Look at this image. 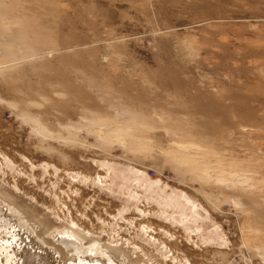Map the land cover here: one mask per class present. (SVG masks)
Masks as SVG:
<instances>
[{"label": "rangeland", "instance_id": "rangeland-1", "mask_svg": "<svg viewBox=\"0 0 264 264\" xmlns=\"http://www.w3.org/2000/svg\"><path fill=\"white\" fill-rule=\"evenodd\" d=\"M0 236L264 264V0H0Z\"/></svg>", "mask_w": 264, "mask_h": 264}, {"label": "bare ground", "instance_id": "bare-ground-1", "mask_svg": "<svg viewBox=\"0 0 264 264\" xmlns=\"http://www.w3.org/2000/svg\"><path fill=\"white\" fill-rule=\"evenodd\" d=\"M21 218V217H20ZM22 221V220H21ZM23 225H24V223H23ZM4 226V225H3ZM2 227V226H1ZM6 227V226H5ZM24 229V228H23ZM26 229H27V227H26ZM9 230V229H8ZM30 231V230H29ZM57 231V230H56ZM64 231V230H63ZM9 231H7V233H8ZM2 233H4V232H2ZM70 234H71V232H70ZM60 235V234H59ZM4 236V235H3ZM1 237V236H0ZM74 238H77V237H74ZM10 240V239H9ZM26 240V239H25ZM3 241H5V240H3ZM11 241H13V239L11 240ZM76 241H77V239H76ZM25 242V241H24ZM73 242V241H72ZM79 243H80V241H79ZM92 243V242H91ZM59 244V243H58ZM77 244V243H76ZM59 245H61V244H59ZM80 245V244H79ZM86 245V244H85ZM28 246H29V244H28ZM31 246V245H30ZM91 246V245H90ZM93 246V245H92ZM95 246H96V244H95ZM84 247V246H83ZM16 248V247H15ZM78 248V247H77ZM93 248H94V246H93ZM67 249V248H66ZM91 249H92V247H91ZM98 249V248H97ZM6 250V249H5ZM68 250H70V249H68ZM94 250V249H93ZM29 251H30V249H29ZM99 251V250H98ZM12 252V254L14 255L13 256V258H17V259H19V262H20V264H43L44 263V259H42L41 257L38 259V258H34V257H32V252L31 253H29V252H25L24 254H22V253H20V252H17V251H15V250H13V251H11ZM93 252H95V251H93ZM67 253V252H66ZM101 253V252H100ZM95 254H98V253H96L95 252ZM34 255H36V254H34ZM69 255V254H68ZM99 255V254H98ZM6 256V255H5ZM93 256V255H92ZM8 257V256H7ZM88 257H90L89 255H88ZM104 257V256H103ZM71 258V257H70ZM86 258V257H85ZM93 258H94V256H93ZM95 258H96V256H95ZM89 259V258H88ZM92 259V258H91ZM108 259V258H107ZM87 260V259H86ZM76 261V260H75ZM67 263H69V262H67ZM75 263V262H74ZM77 263H79V262H77ZM92 263V262H91ZM71 264V263H70ZM84 264V263H83Z\"/></svg>", "mask_w": 264, "mask_h": 264}]
</instances>
